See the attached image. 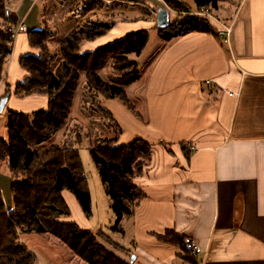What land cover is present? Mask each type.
<instances>
[{
  "label": "crops",
  "instance_id": "obj_1",
  "mask_svg": "<svg viewBox=\"0 0 264 264\" xmlns=\"http://www.w3.org/2000/svg\"><path fill=\"white\" fill-rule=\"evenodd\" d=\"M217 3L212 12L216 20L209 19L214 34L160 39L162 48L140 81L145 82L142 107L137 109L145 123L118 99L100 102L120 128L118 143L140 138L154 147L149 165L136 179L144 198L122 219L120 232L111 231L112 240L129 251V257L117 255L128 264H192L181 258L180 247L157 239L166 231L190 239L200 249L190 254L196 264H264V0ZM11 4L10 18L25 31L14 36L0 99L6 82L12 91L27 76L18 59L37 54L26 34L41 29L47 12L42 0ZM136 18L138 22L117 23L82 50L156 25V18ZM217 20L230 27L228 41ZM46 107V97L21 99L11 94L0 113V137L6 132L8 111L31 114ZM161 141L169 144L172 154L158 146ZM189 142L186 160L180 144ZM9 186L8 171L0 163V192L7 208ZM62 196L77 217L62 221L93 230L73 194L63 191Z\"/></svg>",
  "mask_w": 264,
  "mask_h": 264
},
{
  "label": "trees",
  "instance_id": "obj_2",
  "mask_svg": "<svg viewBox=\"0 0 264 264\" xmlns=\"http://www.w3.org/2000/svg\"><path fill=\"white\" fill-rule=\"evenodd\" d=\"M8 1L0 0L2 21H7L5 8ZM76 1H80L83 6L89 4L95 7L102 0ZM119 1L150 9L144 0ZM162 2L177 13H186L181 22L171 23L166 28H154L163 42H170L173 38L184 37L193 32L214 34L208 18L189 13H212L218 8V0H193L195 9L180 0ZM41 23V29L28 31L26 34L28 45L37 54L18 59V66L27 76L17 82L12 91L6 82L2 95V98H10L12 94L21 99L32 95L43 96L47 98V109L31 114L8 111L5 117L6 132L4 137H0V163L9 174L11 204L10 208L5 207L0 192V264H36L34 255L21 244V234L51 235L86 264H128L114 251L127 257L130 256L129 251L121 248L103 232L62 221L71 214L62 192L73 194L86 218L90 217V192L79 150L76 147L46 144L66 123L81 75L90 85L89 93H95L97 97H101V101L118 99L137 119L145 123L136 105L128 99L125 88L140 79L137 63L128 62L127 57H139L142 54L149 41L150 30L129 32L114 42L83 51L84 44L100 39L116 25L103 21L90 22L87 28L72 30L60 42L61 58L56 62L55 55L50 51V40L56 38V33L52 31L49 20L43 18ZM10 24L14 27L17 25L15 22ZM12 45L13 38L10 39L3 33V24H0V81L2 78L4 80ZM108 61L115 63L114 70L120 74L105 81L97 73L106 67ZM130 67L132 70L127 72ZM89 109L104 115L118 134L114 138L99 137L89 153L116 217V225L110 231L119 233L122 219L131 216L144 198L136 179L149 165L154 147L140 138L128 144L118 143L120 128L111 113L99 103ZM158 146L172 154L169 144L161 141ZM180 146L185 159L189 160L191 143H181ZM157 239L180 247L181 258L196 264V260L184 246V237L173 231H166L164 236H157Z\"/></svg>",
  "mask_w": 264,
  "mask_h": 264
},
{
  "label": "rangeland",
  "instance_id": "obj_3",
  "mask_svg": "<svg viewBox=\"0 0 264 264\" xmlns=\"http://www.w3.org/2000/svg\"><path fill=\"white\" fill-rule=\"evenodd\" d=\"M14 0L6 3L5 17L7 21L0 20V24H3V33L11 39L10 29H14L10 22L14 21L10 18L9 14L11 10V3ZM183 4H186L190 8H194L193 0H180ZM47 12L45 19L51 23V29L56 33V38L50 40V51L55 55L56 62L60 60L59 44L72 30H81L88 27L90 22L103 21L109 24L135 22L137 16H146L156 18V11L159 8L165 9L169 13V24L183 21L185 18L184 13H177L162 0H145L150 9L140 7L135 3L120 2L119 0L101 1L98 6H91L89 4L82 5L80 1L76 0H42ZM132 7L129 6V4ZM149 11L153 12V15ZM197 13L191 11V13ZM207 12V11H205ZM208 13V12H207ZM12 14V13H11ZM79 15V18H75V15ZM147 14V15H146ZM212 16V13H208ZM204 17V16H199ZM130 18V20H126ZM207 18V17H205ZM69 22V23H68ZM156 28V25L154 26ZM150 38L145 46L142 54L139 57L129 55L127 61L136 62L140 79L130 84L125 88L127 97L130 102L134 103L136 107L140 106L142 98V89L145 81L141 79L146 77L151 65L154 63L158 52L161 50V42L158 38V34L153 29H149ZM118 39V38H116ZM108 64L104 69L97 74L100 78L108 81L109 78H115L119 76L116 70H114L115 63L108 61ZM132 67L127 70L130 72ZM89 83L84 79V76H80V81L75 89V95L71 104V110L66 123L55 133L46 146L54 143L62 146L77 148L79 150L81 163L84 168V176L87 178L88 192H90V217L87 218L90 221V226L93 230H101L106 236L112 240V232L110 228H114L116 225V217L111 209V201L106 192L102 179L100 178L98 169L93 162V159L89 153L90 148L95 147L96 141L101 138H114L118 134L115 131L113 124L105 120V116L91 111L89 107L101 102V97H97L95 93H89ZM142 107V106H140ZM139 108V107H138ZM141 112L142 110H138ZM72 216L77 218L75 213L71 211ZM21 244L23 243L26 248L33 252L38 264H78V260L72 254V251L68 249L66 245H63L58 239L49 235H23L19 236ZM113 241V240H112ZM114 242V241H113ZM117 244V243H116ZM106 248L110 249L108 246ZM112 250V249H111ZM72 253V254H71ZM117 255L119 253L115 252ZM75 258V259H74Z\"/></svg>",
  "mask_w": 264,
  "mask_h": 264
},
{
  "label": "built area",
  "instance_id": "obj_4",
  "mask_svg": "<svg viewBox=\"0 0 264 264\" xmlns=\"http://www.w3.org/2000/svg\"><path fill=\"white\" fill-rule=\"evenodd\" d=\"M189 14H191V15H194V16H204V17H207L208 19H210V20H216L215 19V17H212V16H210L207 12H205V11H201V12H199V13H189ZM217 23L219 24V26H220V33L222 34V35H224L225 37H226V41H228V38H229V36H230V33H231V31H230V27H226L225 25H223V24H221L218 20H217ZM21 31H25V27L23 26V25H18L16 28H14L13 30L12 29H10L9 30V32L11 33V38H13V40H14V36L18 33V32H21ZM184 246H186V248H187V250L190 252V254H194V255H196V254H199L200 253V249L196 246V245H194V243L190 240V239H188V238H185V240H184Z\"/></svg>",
  "mask_w": 264,
  "mask_h": 264
},
{
  "label": "water",
  "instance_id": "obj_5",
  "mask_svg": "<svg viewBox=\"0 0 264 264\" xmlns=\"http://www.w3.org/2000/svg\"><path fill=\"white\" fill-rule=\"evenodd\" d=\"M169 13L167 10L159 8L156 11V26L159 28H166L169 25ZM7 98H2V100L0 101V113L3 111V106L5 105V103L7 102Z\"/></svg>",
  "mask_w": 264,
  "mask_h": 264
}]
</instances>
